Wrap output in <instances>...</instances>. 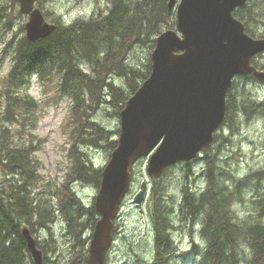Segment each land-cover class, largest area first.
<instances>
[{
  "label": "trees",
  "instance_id": "16d2710c",
  "mask_svg": "<svg viewBox=\"0 0 264 264\" xmlns=\"http://www.w3.org/2000/svg\"><path fill=\"white\" fill-rule=\"evenodd\" d=\"M10 1L11 7L16 10V0ZM37 3L38 0L36 6ZM256 8L248 0L233 11L234 17L243 22L246 33L251 36H254V31L250 25L258 21ZM53 23L56 28L44 38L31 42L21 35L16 39L8 81L10 85L20 88L34 74L40 78L53 74L57 76L59 91L66 93L71 100L70 120L74 140L69 149L71 164L66 179L53 195L55 200H35L30 195V179L34 173L31 150L11 143L1 146L3 155L0 161L3 167L13 173L12 176L20 175L21 181L9 184L6 189L0 186V264H29L31 258L21 233L22 223L31 232L38 227L49 230L58 210L67 224L66 234L70 238H77L74 244L80 247L78 254L86 258V240L89 236L82 240L80 236L87 227L93 229L98 215L92 205L86 207L81 204L70 185L78 181L99 187L102 168L93 164L85 148L94 146L111 151L117 145L116 136L119 133V130H109L93 119L91 113L104 104L110 105L113 113L119 115L126 100L149 75L150 51L155 38L163 30L174 28L175 14L168 9V0H110L105 11H99L87 19L78 17L69 23L60 20ZM20 29L24 28L20 26ZM135 44L148 48L149 54L141 66L126 60L127 53ZM85 62L90 66L88 71L82 66ZM115 77L120 78L121 82ZM233 88L234 81L226 93L223 124L227 119L232 122L231 116L235 112ZM13 104L19 115L21 107L34 106L35 101L18 90L14 103L9 101L10 110ZM246 104L240 102L243 107H251ZM218 136L215 133L214 140ZM209 146L203 149L201 156L205 162L207 186L199 193L191 192L184 186L180 203L182 219L193 225L199 224L200 235L202 240L205 239L203 250L197 249L193 253L194 264H264V191L261 189L252 201L251 214L255 215L254 218L240 222L231 216L227 202L228 188L234 193L238 192L241 182L230 186L217 181L213 167L218 158L208 153ZM185 163L187 166L190 164ZM250 176L261 179L264 169ZM156 195L153 201L154 213L157 212V245L162 248L170 245L171 248L172 240L168 232L172 223L165 215L164 202ZM159 224L161 227H158ZM155 258L162 264H171L170 255L162 250L155 254Z\"/></svg>",
  "mask_w": 264,
  "mask_h": 264
},
{
  "label": "rangeland",
  "instance_id": "374dc122",
  "mask_svg": "<svg viewBox=\"0 0 264 264\" xmlns=\"http://www.w3.org/2000/svg\"><path fill=\"white\" fill-rule=\"evenodd\" d=\"M109 1L38 0L37 7L43 11L47 21L60 20L69 23L78 17L87 19L99 11H105ZM250 2L257 7L255 13L258 19L251 23L250 28L254 31V36H259L264 31V0H250ZM1 4L3 7H0V159L3 155L2 145L11 143V145L29 148L34 164V173L30 179L32 190L30 195L35 200L45 198L54 201L53 195L66 179L71 164L69 149L74 141L70 120L71 100L66 93L59 91L57 76L54 74L45 78L34 74L20 88L10 85L8 73L12 65L14 44L19 36L24 35V29L21 30L20 26L23 27L27 16L19 13L18 4L15 6L16 10H13L10 0H0V6ZM148 54L147 47L135 44L127 53L126 60L141 66ZM82 66L86 71L90 70L88 63L85 62ZM114 79L121 82L118 77ZM18 90L20 93H27L35 101L34 106L21 107L19 115L15 104L12 105L11 110L9 109V101L14 103ZM232 91L233 102H236L234 115L231 116L232 122L227 119L220 127L217 131L219 136L210 144L208 153L218 158L213 172L216 173L219 183L228 182L227 185L233 186L241 182L238 192L234 193L231 188H228L227 202L232 212L231 216L240 222H247L255 216L250 210L252 201L259 189L264 190V177L254 179L250 176L264 169V106L260 107L264 103V82L258 84L257 80L249 76L239 75L234 79ZM241 101L251 107L241 106ZM109 106L104 104L99 106L92 111L91 116L109 130H119V115L114 114ZM252 107L255 108L252 109ZM85 149L93 164L102 169L113 150L94 146ZM147 163L148 157H142L133 166V184L123 199L115 221L118 229L109 251L107 264H161L155 258V249L158 245L155 240L153 199L156 193V196H160L165 203L163 207L172 223L171 232H169L172 240L171 249L175 248L176 241L179 242L177 251L184 253L182 255L172 253L171 264H194L193 253L197 249L202 251L204 247V241L199 232L200 226L182 220L179 208L184 186L195 193L201 192L207 186L204 174L205 162L202 157L190 163L189 166L185 162H178L169 166L156 179L148 175ZM12 175L14 174L3 167L0 161V186L6 189L9 184L21 181L20 175ZM142 181L146 182L147 190L142 202L134 203L132 197ZM219 183L217 184L220 185ZM70 187L74 189L83 206L94 207L98 187L78 181L73 182ZM55 213L56 218L51 224V229L38 227L31 232L42 250L44 264H88L87 255L84 259L82 254H78L80 247L74 244L77 238L74 239L72 236L70 238V235L66 234L67 224L59 210ZM22 225L25 224L22 223ZM84 230L80 239H86L89 236L86 240L87 248L93 229L86 228L85 232ZM194 245H196L195 250ZM28 263L33 264L30 260Z\"/></svg>",
  "mask_w": 264,
  "mask_h": 264
},
{
  "label": "water",
  "instance_id": "95a60500",
  "mask_svg": "<svg viewBox=\"0 0 264 264\" xmlns=\"http://www.w3.org/2000/svg\"><path fill=\"white\" fill-rule=\"evenodd\" d=\"M16 1L27 16L28 41L56 28L35 6L36 0ZM246 1L168 0L176 27L155 38L150 73L119 112L117 145L102 169L94 199L99 218L88 245V264H105L114 219L133 184V165L148 157L146 171L156 179L168 166L195 158L223 121L233 77L252 73L264 82V71L249 64L253 55L264 51V37L249 36L232 13ZM146 187L145 181L139 184L133 202L141 203ZM21 233L34 264H43L29 229L23 227Z\"/></svg>",
  "mask_w": 264,
  "mask_h": 264
},
{
  "label": "flooded vegetation",
  "instance_id": "af4514ba",
  "mask_svg": "<svg viewBox=\"0 0 264 264\" xmlns=\"http://www.w3.org/2000/svg\"><path fill=\"white\" fill-rule=\"evenodd\" d=\"M263 37H264V31L261 34H259V36L257 38H263ZM250 64L253 67H255L256 69H258V70H264V51L263 52H260V53H257L254 56H252L251 59H250ZM249 75H251V74H249ZM257 82L259 84L260 81L257 80ZM257 105H259V104H257ZM257 105H254V106H257ZM261 106H264V104H261L260 107ZM116 233H117V228H115V231L113 232V242H112V245H113V243L115 241ZM156 240H157V238H156ZM36 243H37V240H36ZM178 243L179 242H176V241L174 242V245H175V248L174 249H171L170 248V245H169V247L168 246H165V248L158 247V248L155 249V254H157V252L159 250H162L165 253H168L170 256L172 255V253L178 254V253H180V252L177 251V245H178ZM182 251H185V250H182ZM180 254L182 255L184 253H180Z\"/></svg>",
  "mask_w": 264,
  "mask_h": 264
},
{
  "label": "bare ground",
  "instance_id": "6f19581e",
  "mask_svg": "<svg viewBox=\"0 0 264 264\" xmlns=\"http://www.w3.org/2000/svg\"><path fill=\"white\" fill-rule=\"evenodd\" d=\"M241 112H242V110H241ZM260 112H261V111H260ZM243 115H245V114H243ZM92 118H93V117H92ZM218 155H219V154H218ZM218 155H217V156H218ZM218 157H219V156H218ZM217 161H218V160H217ZM259 170H260V169H259ZM260 176H261V175H260ZM242 177H243V176H242ZM242 177H241V178H242ZM243 178H244V177H243ZM246 178H247V177H246ZM246 178H245V179H246ZM240 180H241V179H240ZM247 180H248V179H247ZM226 181H227V180H226ZM237 181H238V180H237ZM257 181H258V180H257ZM259 181H260V180H259ZM261 181H262V180H261ZM253 182H254V181H253ZM226 183H228V182H226ZM230 183H231V182H230ZM263 186H264V185H263ZM242 188H243V187H242ZM261 188H262V187H261ZM244 190H245V189H244ZM260 190H261V189H259V191H260ZM189 191H190V190H189ZM189 191H188V192H189ZM262 191H264L263 188H262ZM191 192H192V191H191ZM193 192H194V191H193ZM243 192H244V191H243ZM75 194H76V193H75ZM241 194H243V193H241ZM194 195H195V194H194ZM240 199H241V198H240ZM79 200H80V199H79ZM163 204H165V203H163ZM151 207H152V206H151ZM163 208H164V207H163ZM154 209H155V208H154ZM179 209H180V208H179ZM151 210H152V209H151ZM162 210H163V209H162ZM164 210H166V209H164ZM184 210H185V208H184ZM250 210H251V209H250ZM158 212H159V211H158ZM166 212H167V211H166ZM178 212H179V211H178ZM178 212H177V213H178ZM191 212H192V211H191ZM86 213H87V212H86ZM155 213H157V212H155ZM155 213L153 212V214H155ZM187 213H188V212H187ZM160 214H161V213H160ZM167 214H168V213H167ZM185 214H186V213H185ZM165 215H166V213H165ZM190 215H191V214H190ZM237 215H238V213H237ZM176 216H178V215H176ZM180 216H181V215H180ZM238 216H239V215H238ZM160 217H163V216H160ZM189 217H190V216H189ZM84 218H85V217H84ZM168 218H169V217H168ZM157 219H158V216H157ZM189 219H190V218H189ZM182 220H183V219H182ZM199 220H200V219H199ZM190 221H192V220H190ZM196 221L198 222V219H197ZM183 222H184V221H183ZM155 223H157V221H155ZM159 223H161V222H159ZM198 223H199V222H198ZM195 224H196V223H195ZM156 225H157V224H156ZM159 225H160V224H159ZM161 225L163 226V223H162ZM188 225H189V224H188ZM189 226H190V225H189ZM198 226H199V225H198ZM160 227H161V226H160ZM87 228H88V227H87ZM168 229H169V228H168ZM168 229H167V230H168ZM187 229H189V228H187ZM85 230H86V229H85ZM85 230H84V232H85ZM160 230H162V229H160ZM167 230H166V231H167ZM158 232H159V231H158ZM167 232H168V231H167ZM170 232H171V231H170ZM160 233H162V232H160ZM168 233H169V232H168ZM157 237H158V235H157ZM160 238H161V237H159L158 239H160ZM202 238H203V237H202ZM74 239H75V238H74ZM155 240H156V239H155ZM164 240H165V239H164ZM164 240H163V241H164ZM204 240H205V239H204ZM204 240H202V241H204ZM158 241H159V240H158ZM160 241H161V240H160ZM153 242H154V241H153ZM168 242H169V241H168ZM164 243L166 244V243H167V240H166ZM157 244H159V243H157ZM157 244H156V245H157ZM153 245H154V244H153ZM163 245H164V244H163ZM148 246H149V243H148ZM148 246H147V247H148ZM164 246H165V245H164ZM150 247H151V245H150ZM152 247H153V246H152ZM144 249H146V248H144ZM136 254H137V253H136ZM53 259H54V258H53ZM51 260H52V259H51ZM52 261L54 262V260H52ZM52 264H55V263H52Z\"/></svg>",
  "mask_w": 264,
  "mask_h": 264
}]
</instances>
